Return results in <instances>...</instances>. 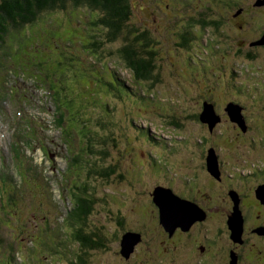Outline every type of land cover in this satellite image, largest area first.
<instances>
[{
    "label": "rangeland",
    "instance_id": "obj_1",
    "mask_svg": "<svg viewBox=\"0 0 264 264\" xmlns=\"http://www.w3.org/2000/svg\"><path fill=\"white\" fill-rule=\"evenodd\" d=\"M146 1L137 0L136 14L141 15L145 9L150 10L158 4L161 17L174 23L172 31L182 27L178 25L183 17H205L209 20L220 17L224 23L222 35H219L211 28L204 29L195 18L196 21H192L195 37L189 41L190 49L186 50L180 39V44L175 42L172 45L174 56L163 63L162 58L167 51H164V46L156 44L155 48L163 53L159 57L157 55V59L162 63L164 79L152 89L155 94L153 91L147 93L146 88H150L145 84L133 96V92L116 81V73L122 79L132 77V72L124 68L117 55L101 57H110L106 64L91 61L93 57L97 60L96 55L90 56L91 52L82 51V45L89 42V35L84 25L78 22L77 14L66 10L39 12L32 24L19 30L18 35L24 37L15 38L18 44L10 48L11 55L3 60L0 93L5 96L0 97V154L4 155L7 165H13L2 166L0 171V235L9 240L18 229L32 224L29 231L35 229L34 237L37 238L36 243L31 244L32 249H24L23 254H17L20 261L29 260L31 264L33 259L39 264L42 255L47 253L53 261L59 260L56 264L69 263L65 255L59 254L61 247L55 240L60 242L63 237L67 240L71 236L64 232L63 228L67 231L65 221L62 222L63 230L58 229L56 221L62 219V211L56 212L58 218H54L51 206L55 207V201L65 206L62 198L59 199L61 172L65 171L63 175L67 180L71 176L68 164L75 160L69 159L67 149L72 155L77 151L87 154L89 142L86 135L91 131L94 135L114 136L116 142L114 145L111 143L110 152L112 158L120 163L112 182L100 183L96 173L90 172L92 160L88 159L86 166L79 164L78 160L74 162L71 178L86 188L96 186L100 195H106L105 201L98 204L92 221L98 224L107 238L117 231L119 218L129 226L141 227L143 236L135 244V254L128 260L119 252H122L119 239L112 235L106 247L91 251L90 264L187 263L190 257L184 248L179 247L186 236L170 245L161 242L169 238L165 237L159 224L156 209L151 203V192L156 186H161L159 184L171 182L175 190L187 195L191 186V193L200 201H218L216 195L221 186H214L216 181L206 169V152L199 151L198 145L202 138L215 145L228 171L234 168L242 170L245 164L250 166L253 162L264 161V45L256 41L257 44H253L256 46H253L248 42L256 39L264 29V3L256 7L253 5L255 0ZM241 6L245 11L235 16L241 11ZM34 28L37 29L35 32ZM156 37L163 39L159 33ZM216 44H219L218 48L214 46ZM240 46L244 52L250 50L255 56L238 55ZM190 54L189 61H185ZM97 57L100 58L98 54ZM221 63H224L222 70L219 67ZM107 65L112 71L115 68L116 73L108 70ZM207 65L208 70L204 68ZM19 70L23 78L13 77ZM82 70L88 76L82 75ZM24 71L28 73L23 75ZM33 74L42 78L38 80L39 88L31 80ZM106 80L112 85L109 86ZM24 95L28 98L25 102ZM203 96L215 100V106L211 104L219 117L213 126L195 116L202 112ZM231 101L240 104L241 119H247L249 124L245 129L239 121L231 118L227 109ZM60 114L62 120L57 123ZM172 116L179 117L183 126L170 125ZM18 136L25 147L33 145V149H25L28 152L26 160L20 147L14 149L13 160L11 149ZM45 150L51 153L55 163L45 155ZM24 161L23 169H34L31 172L37 183L31 181L28 172L19 168L18 163ZM40 172L48 181L49 177L54 178L49 183L54 182L55 186L48 185L53 196L49 190H42L39 183L43 179L42 174L37 176ZM118 172L124 173L125 177L120 179ZM186 180L188 186L183 184ZM8 186L12 188L11 193ZM41 204L51 205L44 214L53 218H48L50 224L55 222L53 225H49L44 216L36 217ZM249 206L252 209L248 213L253 219L258 207L254 204ZM220 219L209 216L207 228L215 232L217 226L224 224V219ZM45 235L49 239L41 242L40 238ZM176 245L178 247H174Z\"/></svg>",
    "mask_w": 264,
    "mask_h": 264
},
{
    "label": "trees",
    "instance_id": "obj_2",
    "mask_svg": "<svg viewBox=\"0 0 264 264\" xmlns=\"http://www.w3.org/2000/svg\"><path fill=\"white\" fill-rule=\"evenodd\" d=\"M145 2L147 3L146 0ZM163 3L161 4V7H163ZM136 8L137 0H0V67L2 66L3 60L11 55L10 48L12 46L14 47V44H18L15 42V38L18 36L20 39L24 37L21 34L18 35L20 29L28 26V24H32L33 21H35L38 13L41 11H59V9H61L66 10L67 12L69 11L76 13L80 19L78 22L84 25L83 28L89 35V42L82 45V51L91 52L92 54H90V56L96 55L97 60H95L93 57V60L91 61L106 64L110 57L104 59H101V57L104 55L107 57L110 55L112 56L113 54L117 55L116 57L122 62L124 68H127L132 72L133 79L135 80L134 83L138 84L136 86V92L138 93L140 87H145V84H147V86L150 88H146L147 93H150L153 91L152 89H154L156 83H160V81L162 82V79H164V69L162 67V63L165 61V59H169L174 56L175 51L172 48V45L175 42L180 44V41L182 40V44L185 45L186 50L190 49L189 41L191 39L192 42V38L195 37L193 31L195 26L193 25L194 22L192 21L197 17L191 16L190 19L183 17L181 19V23H179L180 25L176 23L179 27H182L178 30L172 31L174 23H172L170 19L161 17L160 13L162 14V11L158 4L152 6L150 10L145 9L143 12H141V15L140 13L136 14ZM241 14L242 10L240 12H236L234 15L240 16ZM135 15L138 17L137 19ZM54 19V22H56L57 19ZM135 20H138L139 23H137ZM198 22L204 29L211 28L213 32H216V34L222 35V26L224 25L222 18L216 17L209 20L205 17H202L198 19ZM36 30L37 29L34 28V32ZM158 33L163 36V39L156 37ZM263 35L264 29L256 39L249 40V44H257L256 41L260 40ZM177 38H179L178 41H176ZM238 39L240 38L238 37ZM241 39H244V37L242 36ZM158 43L160 44L158 46H164V51H167V54H165L162 58V63L157 59V55L159 57L160 54H163L160 50L158 51L157 48H155L156 44ZM239 43L244 46L242 40H240ZM214 46L218 48L219 44ZM217 48L216 50H218ZM237 51L239 52L238 55L244 53L247 58H253L255 56V54H253L250 50L244 52L241 46L237 48ZM97 54L100 56V58L97 57ZM215 54L217 55L216 52ZM191 55L192 54L188 55L185 61L188 62L189 56ZM113 61L115 63L118 62L116 60ZM112 65L116 67L114 63H112ZM179 65L180 63H178V67ZM106 67L108 70H111L109 65ZM219 67L222 70L224 63H221ZM204 68L208 70L209 66L207 65ZM81 72L82 75L88 76L84 70ZM117 77L120 76L117 75ZM116 81L121 83L120 80ZM108 85L111 86L112 84L109 82ZM153 93L155 94V91H153ZM203 97L205 98L202 104L203 107L204 103L214 104L213 101L215 100L211 101L210 96ZM192 98H194V96ZM107 110L109 113H111V110L108 108ZM215 112L218 118L219 113L216 110ZM195 116H198L199 119L202 120L201 113L198 112V114H195ZM181 122L182 121L179 119V117L177 118L176 116H172L169 124L182 127L183 122ZM245 122L247 123V119ZM86 136L87 141L89 142V150L87 154L85 152L79 153L77 157L78 163H83L86 166L88 159L92 160V168L90 172L92 174L93 172L96 173L99 182H112L114 173H117L120 167V163H118V160L112 158L113 155L110 152L111 143L113 142L114 145L116 142L114 136L109 135L104 137L103 134L94 135V131H91ZM201 140V143L198 144L201 148H199V151L202 153L206 152V160L210 150H214L216 152L218 170L220 174V164L223 165V163L220 160V156L217 154L218 150H216L214 144L210 145V141H203V138ZM110 159L112 160L109 161ZM243 166H246V164ZM160 170L161 169H159V171ZM209 170L210 169L208 167V171ZM212 174L218 176L214 173ZM118 176L121 179L122 177H125V174L120 172ZM186 182L188 183V186V180H186ZM191 189L192 187L190 186L188 189L190 192L189 195H192ZM153 191L151 192V203L156 209V212H159L160 214V207L154 201ZM71 192L72 199L70 201L68 210L60 215L62 219L59 218V221H56V223L59 224L58 229L63 228L62 224L64 223L62 222L65 221V224L67 225V231L66 228H63L65 229L64 232H66V235L69 234L68 236H71V238L67 240L65 237H63L64 239H60V242L59 240H55V242L61 247L59 254L65 255L67 257L69 262L67 264H90L91 251L100 250L106 247L108 240H112V235L114 236V239L118 238L119 242L121 243L124 234H127L128 232L140 234V231L143 232L141 227L129 226L124 223L123 218H119V224L116 228L117 231H115V234L111 233V236H108L107 238L105 232L98 228V224L92 221V216L94 215L95 210L98 208V204L103 202L106 195H100L101 192L97 191L96 186L93 189L91 187L86 188V186L84 187L83 185H80L79 182H75L73 184ZM52 213L54 214L53 216L55 218L56 210L53 209ZM111 213L109 214L110 216ZM40 216L41 215H39V217ZM158 218L159 224L163 225L161 218ZM54 223L55 222H53L52 225ZM49 225L51 224L49 223ZM30 229L31 227L29 228V226H26L23 229H18L19 234L16 232L15 236H13V238H9V240L5 235H0V253L2 254L0 256V264H29V260H18L17 254H23L22 251L24 249H32L31 244L33 245L36 243L37 238L34 237L36 230L32 229V231H29ZM61 234H63V232ZM53 237H55L54 233ZM47 239H49L48 235H45L40 238V241L46 242ZM27 240H29V242H27ZM30 240H33V243H31ZM56 252H58V250ZM121 255L127 257L123 253ZM31 261V264H37L35 260L32 259ZM40 261L41 262H39V264H56L55 262H59V260L53 261L50 259L49 254L47 253L42 255Z\"/></svg>",
    "mask_w": 264,
    "mask_h": 264
},
{
    "label": "flooded vegetation",
    "instance_id": "obj_3",
    "mask_svg": "<svg viewBox=\"0 0 264 264\" xmlns=\"http://www.w3.org/2000/svg\"><path fill=\"white\" fill-rule=\"evenodd\" d=\"M257 2L255 0L253 3L256 7L259 5ZM240 8L243 13L244 7ZM204 158L206 160V156ZM205 164L208 170L207 162ZM235 169L228 171L220 164V174L215 176L211 173L212 180L216 181L214 186H221L216 195L218 201H200L194 194L187 195L175 190L171 182L159 184L171 188L175 194L194 202L203 210L204 217L196 219L188 229L176 226L170 230L161 224L165 237L169 238V241L163 239L161 242H169L170 245L183 239V236L187 237L179 246L190 257L186 264H264V162L243 166L242 170L247 173ZM183 184L188 183L184 181ZM209 197L212 199L211 195ZM249 204L258 207L253 219L248 213L252 209ZM156 214L160 217L159 212ZM237 214L243 224L241 233L235 236L230 223ZM212 215L224 219V224L217 226L215 232L207 228L208 218ZM142 236L143 232L140 231V239ZM136 250L135 245L133 252L124 258L129 260ZM119 252L122 254L121 250Z\"/></svg>",
    "mask_w": 264,
    "mask_h": 264
},
{
    "label": "water",
    "instance_id": "obj_4",
    "mask_svg": "<svg viewBox=\"0 0 264 264\" xmlns=\"http://www.w3.org/2000/svg\"><path fill=\"white\" fill-rule=\"evenodd\" d=\"M262 3H264V0H258L256 4ZM257 42L264 44V35ZM230 103L231 104L227 109L231 115V118L237 122L239 121L243 129H245L246 125L243 118L241 119V107L239 105L236 106L233 102ZM201 119L204 122L207 121L210 126L214 125L217 116L211 103H204V107L201 112ZM207 163L210 171L216 175H219L218 160L214 150H210L207 157ZM153 197L154 201L160 207L161 222L167 229L172 230L176 226H181L184 229H188L196 219H202L204 217L202 214L203 210H201L198 205L190 200L178 196L171 188L156 186L153 191ZM238 216L239 215L237 214L233 221L231 220L232 222L230 225L233 229V233L239 235L242 231V218L239 216V220ZM138 240H140V234L133 232H128L125 234L121 242L122 253L125 256H129Z\"/></svg>",
    "mask_w": 264,
    "mask_h": 264
},
{
    "label": "bare ground",
    "instance_id": "obj_5",
    "mask_svg": "<svg viewBox=\"0 0 264 264\" xmlns=\"http://www.w3.org/2000/svg\"><path fill=\"white\" fill-rule=\"evenodd\" d=\"M259 45V44H258Z\"/></svg>",
    "mask_w": 264,
    "mask_h": 264
}]
</instances>
